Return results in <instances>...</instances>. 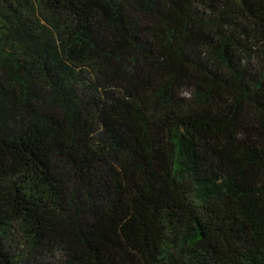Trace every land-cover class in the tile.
Listing matches in <instances>:
<instances>
[{
  "label": "trees",
  "instance_id": "16d2710c",
  "mask_svg": "<svg viewBox=\"0 0 264 264\" xmlns=\"http://www.w3.org/2000/svg\"><path fill=\"white\" fill-rule=\"evenodd\" d=\"M0 264H264V0H0Z\"/></svg>",
  "mask_w": 264,
  "mask_h": 264
},
{
  "label": "clouds",
  "instance_id": "9594fccd",
  "mask_svg": "<svg viewBox=\"0 0 264 264\" xmlns=\"http://www.w3.org/2000/svg\"><path fill=\"white\" fill-rule=\"evenodd\" d=\"M186 95V94H185Z\"/></svg>",
  "mask_w": 264,
  "mask_h": 264
}]
</instances>
